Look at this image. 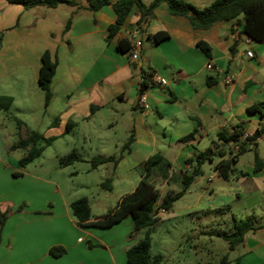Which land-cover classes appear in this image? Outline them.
<instances>
[{"label": "crops", "instance_id": "obj_1", "mask_svg": "<svg viewBox=\"0 0 264 264\" xmlns=\"http://www.w3.org/2000/svg\"><path fill=\"white\" fill-rule=\"evenodd\" d=\"M75 1V6L25 9L0 0V96L13 97V106L18 98L21 100L22 111H30V120L21 118L29 130L56 139L89 140L88 156L78 153L87 166L83 168L78 162L65 168L72 167L74 177L80 173L90 176L77 187L66 182L63 185L60 158L76 152L75 148L57 155L48 169L44 163L36 173L29 171V165L20 170L24 152L16 159V151H10L13 144L8 140L11 134L5 123L6 111L0 109V208L10 211L6 223L0 226V264H126L127 250L144 234L141 231L131 236L135 224L132 218L102 230L80 227L73 216L71 203L83 197L89 200L93 221L110 211L103 204L110 196L103 191H98L94 202L86 194L77 196L80 190L89 191L93 181L98 190L105 189L103 178L92 179L95 172L109 173L113 181L133 176V192L144 174H139L144 163L155 154L162 155L170 167L158 166L149 178L160 193L159 207L167 193L179 192L171 188L172 184L182 187L183 174L191 171L186 161L212 148L214 153H225L223 157L211 155L212 160L202 165L199 181L207 180L206 191L212 194L216 191L214 183L224 180L215 166L229 158V149L222 145L219 133L238 129L245 138L264 127V116L248 111L264 103V42L241 33L242 16L209 29H197L189 18L171 15L167 4L162 3L140 33V14L134 6L117 36L107 41L108 28L117 19L112 4L91 12L86 0ZM152 1L143 0L146 5ZM186 1L199 9L213 2ZM69 18L71 28L64 32ZM158 32L169 33V39L154 44L148 37ZM136 39L142 42V54L132 61L130 52L119 51L117 45L126 40L133 47ZM201 41L211 47V56L198 47ZM45 51L57 59L51 85L53 98L47 108L43 91L35 87L39 86ZM249 51L253 57L248 56ZM208 64L213 70L207 69ZM154 75L166 84L153 83ZM229 75L235 80L226 85L223 79ZM144 82L148 87L142 90ZM142 96L147 109L140 106ZM131 136L134 142L123 151ZM92 139L124 140L113 144L117 155L111 154L112 147L92 145ZM248 152L252 160L247 171L237 169L240 156L231 174L239 172L241 189L235 191L236 197L225 196L219 203L204 206L210 212L227 205L233 210L232 204L243 196L256 199L232 212L233 222L250 220L253 229L245 234L241 245L230 250L226 264H264V210H256L264 199V136ZM255 153L261 164L258 172ZM110 156H117V162L92 167L91 159ZM206 163L213 165V175L205 174ZM14 172L21 175L14 176ZM160 189L169 191L161 194ZM95 206L105 210L95 212ZM88 241L98 246L90 248ZM55 246L64 247L66 254L52 257L49 250ZM233 252L237 256L231 259Z\"/></svg>", "mask_w": 264, "mask_h": 264}, {"label": "trees", "instance_id": "obj_2", "mask_svg": "<svg viewBox=\"0 0 264 264\" xmlns=\"http://www.w3.org/2000/svg\"><path fill=\"white\" fill-rule=\"evenodd\" d=\"M12 4L22 5L25 9L35 7L57 8L62 4L75 6V0H6ZM88 9L91 12H97L102 7L112 4L114 11L117 14V19L114 24L108 28L107 41L112 40L120 32L125 24L129 14L134 6L140 14V19L137 24V29L140 33L144 31V25L154 16L157 7L166 3L169 13L173 16H183L190 19L192 25L197 29H209L214 25L223 22L231 21L243 17L241 33L249 38L264 42V0H213V2L204 9H199L186 0H153L151 4L146 5L143 0H117L112 3L111 0H86ZM72 25V18H69L64 32L69 31ZM170 35L167 32H158L148 38L154 44H159L162 41L169 39ZM2 37L0 36V46ZM198 47L207 55L211 56V47L206 42H199ZM117 49L122 52H130L132 45L129 41L121 40ZM234 53V48H232ZM41 68L38 78L40 89L44 93V107L47 108L52 101V81L57 68V59L51 55L49 51H45L41 57ZM212 79H209L210 84ZM142 90L148 87L146 82L142 83ZM14 99L11 96H0V109L10 110L13 106ZM252 114L258 113L264 116V103L255 104L248 108ZM19 129L18 141L10 147V151L23 150L24 154L19 160V166L24 169L33 161L41 157L45 148L51 146L57 139L56 137H45L42 133L29 130L21 120H17ZM264 136V127L257 128L250 136L244 137L242 130L236 129L230 134L224 132L219 133V140L223 146L228 147L229 158L221 160L215 170L218 176L224 180H228L234 172V166L237 158L246 152L252 150L256 145L257 139ZM134 142L133 136L123 146V151L129 150ZM239 149L235 150V146ZM211 155L223 157L224 152L219 150L214 153L213 149L201 153L196 158H190L186 161L191 166V171L186 172L182 176L181 190L179 192L167 193L161 200L159 207L157 203L160 199V193L155 184L149 181L155 168L161 165L170 167V163L160 154H155L148 158L143 165L144 174L136 189L126 194L117 203V205L97 220H92V212L89 200L85 197L80 198L71 203L70 207L73 216L76 218L80 227L98 228L108 230L120 224L128 218L134 221V230L131 236H137L141 231H144L143 237L126 252V264H163V256H151V228L160 220V210L165 213L171 212L174 204L178 201L191 187V185L203 175L202 165L211 161ZM117 156L110 157H95L91 159L93 168L100 165L117 162ZM83 159L77 152H72L60 158V166L65 168L82 162ZM260 159L255 153V172L260 170ZM261 165V164H260ZM14 176H19L21 173L14 172ZM111 179H107L102 183V187L111 190ZM23 207H19L21 210ZM10 211H3L0 208V226H4L9 218ZM234 230L230 234L224 233L222 237L229 243V250H234L237 246L244 242L245 234L253 229L250 220L234 219ZM90 248L98 246L88 241ZM49 254L54 258H60L66 254V249L62 246H55L49 250ZM228 256H224L221 264H226Z\"/></svg>", "mask_w": 264, "mask_h": 264}, {"label": "rangeland", "instance_id": "obj_3", "mask_svg": "<svg viewBox=\"0 0 264 264\" xmlns=\"http://www.w3.org/2000/svg\"><path fill=\"white\" fill-rule=\"evenodd\" d=\"M144 2H147V0H144ZM35 87L36 90L39 89L38 84H35ZM22 109L23 104L18 98L16 104L10 110H5L6 112L3 111L6 113L5 123L8 125L7 131L11 134L8 138L10 144H15L19 139L17 120H21V118H30L28 117L30 111H22ZM123 140L124 139H92V145L97 146L99 144L105 148L112 147V149H109L110 152H112L111 154L115 153L118 155L119 151L114 148L113 144ZM88 143L89 140L84 139H57L51 146L45 148L41 157L29 164L28 169L30 172L36 173L41 170V165L44 163L46 164V169H48L55 163V157L57 155L65 154L71 148H75V151L83 154L85 158L89 153ZM21 153H23V150H16L14 157L17 159ZM217 157L216 159H218ZM251 157L252 154L245 153L241 155V162L237 166V169L244 172L247 171L249 162L252 160ZM87 163L88 162H82L81 166L84 168L87 166ZM18 168L22 170L20 166ZM72 169V167H61L60 171L63 185L66 182L69 183V185L77 187L82 183V180L90 177L81 173L78 177H74L71 175ZM204 171L207 176L213 175V165L206 163ZM139 174H143L142 169L139 171ZM238 174L239 172L236 174L234 173L229 181L220 180L214 183L216 191L212 194L206 191V188L209 186L207 180L199 181L198 178L191 185L190 189L175 202L172 212L170 214H160L161 220L151 228V256L155 257L157 255H162L164 264H220L223 257L226 255L228 256L230 253L229 243L222 237V234H230L234 230V222L231 217L233 210H236L238 206H245L246 203L256 199L252 198L249 200L246 196H243L237 199V201H235L236 203L232 204L234 205L233 210L227 205L221 208L217 207V209L212 208L210 210L213 211L210 212L208 208L204 209V206L219 203L225 199V196L236 197L235 191L241 189L240 184L237 182ZM95 175L96 176H92V179L96 177V179L103 178V180L106 181L107 178H110L112 190H98L94 185L95 181H93L89 191H81L79 188L77 191L80 190V193H78L77 196L86 194L94 202V200L98 198V191H103V193L110 196L108 200H104L103 202L105 209L111 210L112 206H116L121 196L129 194L134 188L131 183L133 181V176L129 178H117L113 181L109 173L95 172ZM171 188L175 191L181 190V187L177 183L172 184ZM168 191V189L166 191L161 190V194ZM105 209H99L98 206H95V212H102V210ZM256 210H264V199L261 200ZM250 222L252 224V221ZM142 237L143 235H140V238ZM236 256L237 252H233L230 258L233 259L236 258Z\"/></svg>", "mask_w": 264, "mask_h": 264}, {"label": "built area", "instance_id": "obj_4", "mask_svg": "<svg viewBox=\"0 0 264 264\" xmlns=\"http://www.w3.org/2000/svg\"><path fill=\"white\" fill-rule=\"evenodd\" d=\"M142 42L141 40L139 39H136L135 42H134V45L130 51V56H131V60L132 61H137L140 59L141 57V54H142ZM248 56L249 57H253V53L251 51H249L248 53ZM207 69L209 70H213V65L212 64H208L207 65ZM235 80V77L233 75H229V76H225L223 81L226 85H230L234 82ZM152 81L153 83L157 84V85H164L166 84L165 80L163 79H160L157 75H154L152 77ZM139 103H140V106L143 108V109H147L148 108V105L146 104V101H145V98L142 96L139 100ZM247 137V136H246ZM239 147L236 145L235 146V150H238ZM165 213L164 210H160L159 211V214H163Z\"/></svg>", "mask_w": 264, "mask_h": 264}]
</instances>
